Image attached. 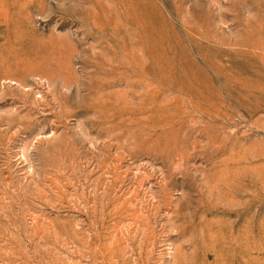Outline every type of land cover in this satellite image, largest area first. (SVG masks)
I'll return each mask as SVG.
<instances>
[{"label": "rangeland", "instance_id": "obj_1", "mask_svg": "<svg viewBox=\"0 0 264 264\" xmlns=\"http://www.w3.org/2000/svg\"><path fill=\"white\" fill-rule=\"evenodd\" d=\"M0 264H264V0H0Z\"/></svg>", "mask_w": 264, "mask_h": 264}]
</instances>
